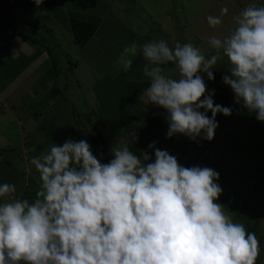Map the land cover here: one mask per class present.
I'll return each instance as SVG.
<instances>
[{"label":"clouds","instance_id":"clouds-1","mask_svg":"<svg viewBox=\"0 0 264 264\" xmlns=\"http://www.w3.org/2000/svg\"><path fill=\"white\" fill-rule=\"evenodd\" d=\"M227 14L224 7L221 16H208V25L215 29ZM234 21L227 35L208 43L227 58L222 81L235 103L264 123V6L250 4ZM138 55L149 82L138 98L166 112L167 138L214 140L218 114L233 113L215 103L205 81V74L215 81L218 55L206 58L191 43L133 42L118 60L124 72ZM128 136L139 140L134 130ZM156 143L148 145L153 156L118 141L103 163L86 139L69 138L33 157L34 200L15 198L14 184H0V264H256L255 233L218 202L220 174L182 166Z\"/></svg>","mask_w":264,"mask_h":264},{"label":"rangeland","instance_id":"rangeland-1","mask_svg":"<svg viewBox=\"0 0 264 264\" xmlns=\"http://www.w3.org/2000/svg\"><path fill=\"white\" fill-rule=\"evenodd\" d=\"M26 1L42 10L15 19L18 5L10 3L11 16L5 12L8 3L0 0V33L32 38L19 35L5 47L9 59L0 62V184H14L15 198L34 200L39 173L30 160L69 138L90 144V133L102 132L110 138L109 153L120 141L153 156L148 145L157 142L182 166H207L220 174L218 202L233 222L255 233L260 248L256 264H264V123L235 103L234 92L222 81L229 74L227 58L208 43L213 35H227L245 7L264 6V0H43L39 7ZM224 7L228 14L222 24L211 28L207 17L221 16ZM71 18L98 24L82 48L68 31ZM49 28L45 41L42 30ZM154 40H167L172 47L191 43L206 58L218 55L215 81L206 74L205 81L209 91L215 90V103L233 113L218 114L214 140L168 139L166 112L138 98L149 86L142 74L146 61L138 55L124 72L118 60L133 42L139 47ZM49 45L57 60L51 68L36 60L43 49L49 54ZM132 130L139 137L136 143L128 136Z\"/></svg>","mask_w":264,"mask_h":264},{"label":"trees","instance_id":"trees-1","mask_svg":"<svg viewBox=\"0 0 264 264\" xmlns=\"http://www.w3.org/2000/svg\"><path fill=\"white\" fill-rule=\"evenodd\" d=\"M4 4L5 2L8 3V8L5 7L2 4V7L4 6L5 8H7L5 10V12H7V14L9 13L10 10V3L12 0H3ZM70 1H76V0H70ZM71 16V15H70ZM73 17V16H71ZM39 22L34 23L33 27L38 28L39 26ZM70 32L71 35L73 36L74 39V43L79 47L82 48L84 47L91 39L92 37L95 35V33L98 30V24L94 23V22H89L86 20H82V19H78V18H71L70 19ZM50 29L47 30H42L43 32H45V34H42L41 37H44L43 40L47 41V39L45 38V36L49 33L50 34ZM40 30V29H38ZM0 35H4V38H0V40H8L11 39V36L9 34H5V33H0ZM15 35V34H13ZM20 35V37H27L24 34H18ZM28 39L32 40V38L27 37ZM37 42V40H35ZM45 43V42H44ZM41 46H45L43 43ZM47 50L49 52V57L51 60V63L53 62V64L55 65V61L53 59V54L52 51L54 52L53 48L49 45L46 46ZM209 116H211V113H208ZM218 117V116H217ZM109 141L110 138L105 135L102 132H98V133H90L89 135V142L90 145L92 147V150L94 151V155L97 156L98 159H101L103 163H107L109 162V160L112 158L111 154L108 152L107 147L109 145ZM129 148L137 155H142V152L136 148H133L131 146H129ZM36 197V196H35Z\"/></svg>","mask_w":264,"mask_h":264},{"label":"crops","instance_id":"crops-1","mask_svg":"<svg viewBox=\"0 0 264 264\" xmlns=\"http://www.w3.org/2000/svg\"><path fill=\"white\" fill-rule=\"evenodd\" d=\"M11 2L12 3L15 2L18 5V7H19V11H16V12L13 13L14 16H15L14 17L15 19L18 18L19 16H22L24 13L28 14L29 10H32V9L33 10H38V11L42 10V9L40 10L39 8H37L35 5H32L31 2H27L26 0H12ZM55 3H58V2H55ZM10 10H9V13L12 16V12ZM38 11H35V14L38 13ZM67 26L70 28L69 23H68ZM68 31L71 34L70 29H68ZM17 37H19V35H12L11 39L0 40V62L4 61V59H6V58L9 59V57L11 56L10 55V50H7L5 47H7L9 45V43H15L17 41V39H16ZM0 38H4V35H0ZM36 60H39V62L41 61V63L45 64V66L48 65L49 68H51V66H52L49 54H46L44 49H43V51L40 52V55L36 58ZM61 134H63V133H61ZM37 187H39V186H37Z\"/></svg>","mask_w":264,"mask_h":264}]
</instances>
